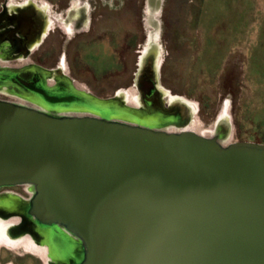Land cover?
Returning <instances> with one entry per match:
<instances>
[{"label":"water","instance_id":"95a60500","mask_svg":"<svg viewBox=\"0 0 264 264\" xmlns=\"http://www.w3.org/2000/svg\"><path fill=\"white\" fill-rule=\"evenodd\" d=\"M22 183L74 264H264V143L0 99V187Z\"/></svg>","mask_w":264,"mask_h":264},{"label":"rangeland","instance_id":"374dc122","mask_svg":"<svg viewBox=\"0 0 264 264\" xmlns=\"http://www.w3.org/2000/svg\"><path fill=\"white\" fill-rule=\"evenodd\" d=\"M3 1L0 0V8ZM153 1L7 0V3L11 7L31 3L37 8L44 7L50 35L33 59L46 66L65 63L64 70L71 73L77 87H89L102 96L127 85L126 79L107 83L105 77L119 76L126 66L128 72L132 70L133 61L128 60L127 49L133 46L137 50L141 43L144 52L150 31L156 25L152 35L157 46L156 61L166 58L164 87L187 98L192 105L195 102L196 110L200 106L193 116L199 129L196 132L213 135L221 121L226 130L222 142L264 143V0ZM95 6L102 8L104 18L114 12L117 21L113 33L105 32V28L102 31L97 24L90 35H84ZM150 6L158 8L153 10L154 26L149 24ZM143 31L146 37L141 41ZM78 32L83 35L74 37ZM139 54L141 58L143 53ZM123 90L137 97L135 86ZM166 94L168 99L172 98L170 91ZM204 130L207 133H201ZM26 240L21 246L0 243L3 247L0 264H35L30 256L13 257L6 250L23 254L29 250L30 242Z\"/></svg>","mask_w":264,"mask_h":264},{"label":"flooded vegetation","instance_id":"af4514ba","mask_svg":"<svg viewBox=\"0 0 264 264\" xmlns=\"http://www.w3.org/2000/svg\"><path fill=\"white\" fill-rule=\"evenodd\" d=\"M98 8L97 6L94 7L95 10L90 14L89 26L86 30H83L86 36L91 34L97 24L102 31L105 28V32L113 33L114 23L117 21L114 17L116 15L114 12H111L105 15L107 18H104L102 8ZM46 16L42 10L39 11V8L34 3L11 7L8 5L7 0L2 2L0 8V99L18 104L23 100L25 102L23 104L39 110L46 107L58 113L67 112L68 114L72 111L77 112L76 110L78 109H88L85 107L88 104H97L98 109L96 112L100 114L109 113V117L112 119L124 117L121 113L127 114L125 108L113 102L119 95H124V88L135 86L138 94L136 99L132 100L136 101V106H132L138 108L137 110L151 104L149 100L153 101L157 99L162 87L165 86L163 68L166 58L162 60L158 74L156 75L157 72L154 67V74L149 75L141 62L150 58L151 55L141 52V43H139V49L137 50L133 46L127 49L129 53L128 60L132 59L133 61L131 73L127 71L128 66H126L123 67L119 76L114 74V76L109 75L105 77V80L107 79L105 82L107 83L111 82L112 79L120 78L129 81L124 87H116L111 95L102 96L89 87H77L75 79L67 71L64 72V78L63 76L52 77L53 73L49 72L58 70L61 68V64L55 63L53 66H46L33 59L39 47L42 46L50 35V30L45 31L47 27L45 23ZM40 19L42 20V24L39 21ZM39 32H42L41 35L43 36L41 39L40 37L36 38L32 43L33 45L31 44L32 46H30L29 41L32 36H35ZM162 32L164 33L163 37H165V30L163 29ZM78 33L74 37L83 35L81 34L82 32ZM143 34L141 37L145 36V31H143ZM143 40L144 37L141 41ZM139 53H143L141 58ZM125 63L127 65V62ZM11 87L15 88L16 92L8 90ZM168 90L170 91L169 95L183 97L177 93L173 94L172 92L174 91L172 89ZM81 94L82 97H80ZM163 99L164 106L171 108L172 100L171 98L168 99V94H165ZM175 102L179 103L176 110H174L177 116H186V110L189 111L188 103L183 98L175 100ZM79 104L85 105L80 106ZM197 109L196 111L199 112L200 106ZM128 115L130 114L128 113ZM176 124L171 125L174 126ZM179 126H182V124H179ZM175 129L173 127L166 130L171 131ZM225 131V127L220 121L218 130L211 136H217L218 139L222 140ZM35 194L36 188L32 183L0 187V221L9 226L8 241H3L2 243H8L11 246H21L24 240H26V236L30 237L27 240L31 242L29 244L31 248L28 245L29 250L23 254L17 255L13 251L6 249L7 252L13 257L30 256L35 264H51V262L55 264H74L75 255L81 252L80 245H73L70 242L71 240L74 241L75 237L64 228L42 227L38 224L35 216L30 212V204ZM23 227H26V229L22 230ZM15 230H20V232L15 234ZM37 236L39 237L38 240L36 239ZM16 242L20 244L17 243V245ZM2 248L0 247V263L3 258L1 253Z\"/></svg>","mask_w":264,"mask_h":264},{"label":"bare ground","instance_id":"6f19581e","mask_svg":"<svg viewBox=\"0 0 264 264\" xmlns=\"http://www.w3.org/2000/svg\"><path fill=\"white\" fill-rule=\"evenodd\" d=\"M151 2L154 3L153 0H151ZM152 5H154V4H152ZM42 9L45 10L44 7H41V8L39 7V11H41ZM154 9L156 10L158 8L155 6ZM154 9H153L152 6H150L149 24L151 26H154L155 23H156L155 19L153 18V15H154L153 14L154 13L153 10ZM48 20L45 17V23L46 24H48ZM39 21L42 24V20L40 19ZM154 27H152L153 29H151V31H150L151 37H150L148 46H147L146 50L144 51L145 53H147V55L150 54L151 56L147 60H143L144 63L141 60L142 61L141 63L143 65V67H145V69L148 71V74L149 75H151V74L153 75L154 74V69H153L154 67L156 68V72H157L156 75L158 74L159 66H160L161 61H162V59L159 60V61L158 60L156 61L157 57H156V52H155L154 49H156L157 46H156V43H155L154 38L152 37V35L154 34V31H155ZM45 31H47V29ZM41 33L42 32H39L35 36H32L31 40L29 41V45L30 46L33 45L32 43L34 42V40L36 38L40 37V39H41V37L43 36V35H41ZM60 66H61V68H59L58 70H53V71H50L49 72V73H53L52 77H55V76L57 77V76H63L64 75V72H66V70H64L66 68V65H65V63H63ZM63 78H64V76H63ZM8 90L15 91V88L11 87ZM168 91L169 90H167L165 87H162L161 92H159V95L157 96V99L156 100H153V101L152 100H149V101H151V104H148V105H146L145 107H143L142 109H139V110H137L138 108L133 107V106H136V101H132V100L133 99H136V96L135 97L134 96L131 97V94H129V92L128 93H123L124 95H122V96L119 95V97H117L113 102H116L121 107L125 108L127 114L121 113V115L124 116V117H116V118H113V119H118V120L126 121V122H129V123H132V124H138L139 123V124H142L144 126H149L151 128H163L165 130L167 128H173V127L176 128L175 130H183V129H186V130H195V131L196 130H199L196 127L197 126L196 120L193 119L194 112L196 110L195 108L197 107L196 106V103L193 102V105H192L191 102L190 103L188 102L189 100H187V98L179 97L178 95H176V96H172L171 95L172 96V98H171V100H172V102H171V108H166L164 106V104H163V102H164L163 97H164V95L166 93H168ZM181 98H183L188 103V105H189V111L186 110V112H187V115L186 116H184V115H178L177 116L176 112H174V110H176V108H177V104H179L178 102H175V100H179ZM23 103H25V102L23 100H21V102L19 104L25 105ZM27 106H29V105H27ZM45 108H41V109L44 110V111H46L49 114L56 115V116L77 115V114L78 115L89 114V115L102 116V114H100L99 112H96V110L91 109V108H88V109H78V110H76L77 112L72 111L70 114H68L67 112L58 113V112H56L54 110H51V109H48V108L45 109ZM75 113H77V114H75ZM128 113L130 115H128ZM118 115H120V114H118ZM175 123H177V124L174 125V126L171 125V124H175ZM179 124H182V126H179ZM224 127H225V125H224ZM214 131L211 134H214ZM201 133H207V132H205V130H204ZM8 228H9V226L7 224H5L2 221H0V243H2L3 241H5V242L8 241V239H7V237H8L7 236L8 235ZM23 229L25 230L26 227H23L22 230ZM19 232H20V230H15V234H18ZM29 238L30 237H27L26 236V239H29ZM36 239L38 240L39 237L37 236ZM26 242L28 243V242H30V240H26ZM17 243L18 242H16V244ZM30 243H28V245ZM18 244H20V243H18ZM30 248H31V246H30ZM51 264H55V263L54 262H51Z\"/></svg>","mask_w":264,"mask_h":264}]
</instances>
